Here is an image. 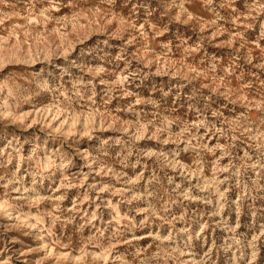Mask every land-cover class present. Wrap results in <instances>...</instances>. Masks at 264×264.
Returning a JSON list of instances; mask_svg holds the SVG:
<instances>
[{"label":"rangeland","instance_id":"rangeland-1","mask_svg":"<svg viewBox=\"0 0 264 264\" xmlns=\"http://www.w3.org/2000/svg\"><path fill=\"white\" fill-rule=\"evenodd\" d=\"M0 264H264V0H0Z\"/></svg>","mask_w":264,"mask_h":264}]
</instances>
